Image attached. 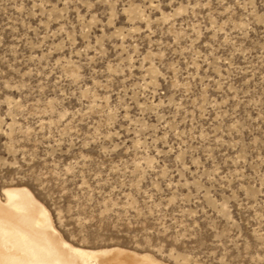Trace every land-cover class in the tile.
Masks as SVG:
<instances>
[{
  "label": "rangeland",
  "instance_id": "374dc122",
  "mask_svg": "<svg viewBox=\"0 0 264 264\" xmlns=\"http://www.w3.org/2000/svg\"><path fill=\"white\" fill-rule=\"evenodd\" d=\"M69 244L264 264V0H0V197Z\"/></svg>",
  "mask_w": 264,
  "mask_h": 264
},
{
  "label": "bare ground",
  "instance_id": "6f19581e",
  "mask_svg": "<svg viewBox=\"0 0 264 264\" xmlns=\"http://www.w3.org/2000/svg\"><path fill=\"white\" fill-rule=\"evenodd\" d=\"M1 196L0 264H159L122 248L75 247L61 237L48 210L28 189L6 188Z\"/></svg>",
  "mask_w": 264,
  "mask_h": 264
}]
</instances>
